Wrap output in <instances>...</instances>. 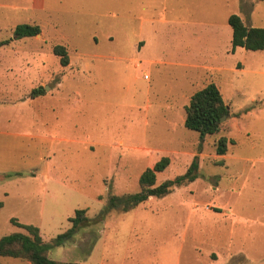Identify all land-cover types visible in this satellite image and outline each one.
Segmentation results:
<instances>
[{
	"label": "rangeland",
	"instance_id": "374dc122",
	"mask_svg": "<svg viewBox=\"0 0 264 264\" xmlns=\"http://www.w3.org/2000/svg\"><path fill=\"white\" fill-rule=\"evenodd\" d=\"M249 1L246 21L264 27V0ZM221 3L0 0V39L20 23L38 24L47 39L28 37L25 60L8 57L17 67L24 60L23 68L8 64L0 80L25 100L11 103L10 94L0 104V237L25 232L13 218L38 226L51 244L75 209L93 218L109 193L137 191L139 175L161 157L169 164L156 183L184 173L196 154V180L125 217L110 211L49 256L78 264H264V48L229 44L223 55L218 44L221 56L197 62L181 52L226 38L232 6ZM47 43L66 46L67 79L61 92L31 100L30 90L48 93L59 79L38 82L37 47L48 52ZM44 62L49 71L59 67L56 57ZM211 81L229 113L218 132L200 139L179 119L190 93ZM222 136L232 140L225 157L215 152ZM0 264L31 263L0 256Z\"/></svg>",
	"mask_w": 264,
	"mask_h": 264
},
{
	"label": "trees",
	"instance_id": "16d2710c",
	"mask_svg": "<svg viewBox=\"0 0 264 264\" xmlns=\"http://www.w3.org/2000/svg\"><path fill=\"white\" fill-rule=\"evenodd\" d=\"M227 20L232 28V50L236 47H244L248 50L264 48V27L248 25L237 14L229 15ZM40 31V26L37 24L20 23L13 28L12 36L14 38L30 37L39 34ZM9 41L3 40L0 45ZM53 52L60 56L62 65L68 64L69 57L64 45H54ZM44 92L43 86H37L30 91V97L35 98ZM228 113V106L219 87L215 83L209 82L191 95L185 106L184 126L198 132L202 139L207 134L218 132L222 124L221 118L227 117ZM228 142H232V140H228L224 136L220 137L216 143V153L225 154ZM168 164L169 158L163 156L153 166L146 167L138 178L139 189L137 191L123 194L109 193L105 197L104 208L93 218L87 216L85 208L75 209L74 215L68 218L71 225L63 232L58 233L52 239L51 244L43 241L38 226L20 223L12 218V221L25 232L19 231L1 236L0 256L26 260L31 264H78L77 262L65 263L52 259L49 256L51 247L64 244L82 227L103 221L112 210L128 212L149 198L164 197L170 194L174 188L190 183L198 177V156L194 155L184 173L156 183L157 173L163 171Z\"/></svg>",
	"mask_w": 264,
	"mask_h": 264
},
{
	"label": "crops",
	"instance_id": "0c3cea01",
	"mask_svg": "<svg viewBox=\"0 0 264 264\" xmlns=\"http://www.w3.org/2000/svg\"><path fill=\"white\" fill-rule=\"evenodd\" d=\"M251 5L253 6L254 4L253 3H251L250 4V1L249 0H222V3H221V6H228V7H231L232 6V8H235V10H233L232 8L231 9H229V11H228V13H227V19H228V17H229V15H231V14H237V15H239L242 19H243V21L246 23V24H248V25H251V26H253L251 23H249L248 21H246V19H245V17H248L249 16V13L250 12H248L249 11V8H252L251 7ZM41 9H43V8H41ZM251 10V9H250ZM0 13H1V8H0ZM2 14V13H1ZM164 22H165V20H164ZM17 25V24H16ZM16 25H14L13 27H12V29H11V31H13V28L16 26ZM38 25V24H37ZM230 27V28H229ZM257 27H262V26H257ZM41 29V28H40ZM222 29H223V33H225V36H226V38H219L217 41H214V37H212V41L210 40V44L208 43V42H205V41H197V40H195V41H197L199 44H197V42L195 43V45L196 46H193V48H191V47H188L187 46V48L185 47V48H183L182 49V54L183 55H186V56H190V58L193 60V61H196L197 62V60H204V59H207V58H212V59H217L219 56H221L222 54H220L219 53V51H220V48L219 47H217L218 46V44L220 45L221 44V51L220 52H223V55L224 54H226L227 52H229V49H228V45L229 44H231V39H232V28H231V26H229V25H225L224 27H222ZM13 33V32H12ZM12 33H11V35L9 36V37H7V38H4V39H0V42L1 41H3V40H10L8 43H6V44H2V45H0V60H1V62H0V80H2L1 79V77L3 76V75H5V73H6V70H8V64H12L13 66H14V71H20V67L21 68H23L22 67V64H23V62H24V60H25V53H20V52H24L25 50H24V48L21 46L23 43H27V42H30L31 40V38H28V37H22V38H14L13 36H12ZM37 35H39L40 36V39H44V41H47V39L46 38H44V35H43V33H42V30L40 31V33L39 34H37ZM31 37V36H30ZM34 37V36H33ZM223 40H225V41H223ZM35 41H36V38H35ZM223 41V42H222ZM205 42V43H204ZM48 44V47H47V51L48 52H46V51H42V49H40L39 47H37V49L41 52V56H39V54L37 53V55H38V57H39V60H45V57L46 56H49V57H51V58H53L54 59V57H56L57 58V60H58V62H59V67L57 68V69H55L54 71L53 70H50L49 71V69H47L46 68V63L44 62V60L43 61H41V68H42V73L40 74V76H39V78H38V82L41 84V85H44L42 82H41V79L42 78H47L48 76H51V75H54V76H57V77H59V79L57 80V82H56V84H55V86L53 87V89L50 91V92H48V93H45V94H42V95H39V96H37V97H35V98H31L30 96V99L31 100H35V99H38V98H42V97H48V96H53L54 95V93H57V92H61V89H62V87L64 86V81L67 79L66 77H65V75L66 74H64V73H66L67 71H66V69L68 68L67 66H68V64L67 65H62L61 63H60V56H58L57 54H55L54 52H53V46L54 45H56V44H51V43H47ZM37 45V44H36ZM51 45H52V47H51ZM60 45H62V44H60ZM194 45V44H193ZM215 45V46H214ZM66 47V46H65ZM66 50H67V48H66ZM231 51V50H230ZM21 54H23V57H21L22 59L24 58V60H23V62H20L19 63V66L17 67V63L14 61V60H12V61H10L9 60V58L10 57H13V55L14 56H17V55H21ZM67 54H68V51H67ZM30 56H32V55H30ZM54 56V57H53ZM4 57H7V61L4 63H2V60H3V58ZM9 57V58H8ZM68 57H69V62L71 63V57L68 55ZM212 59H210V60H212ZM56 61V60H55ZM68 62V63H69ZM45 63V64H44ZM44 64V65H43ZM190 66L191 67H193V68H198L200 65L199 64H197V63H191L190 64ZM202 67H205V65L204 66H202ZM46 69V70H45ZM86 69H88V73H91L90 72V70H89V68H86ZM211 69L212 70H218V67H215V66H212L211 67ZM85 73H86V71H84ZM13 76H14V74H13ZM15 77H16V75H15ZM5 81H2V82H0V104H3V103H10V97H9V95L10 94H12V96H14V97H12L14 100H12V102L11 103H17V102H23V103H25V100H20V99H17V98H19V95H13V93H12V91L10 90L11 89V87L13 86V85H11V84H6V82L4 83ZM212 82V81H211ZM3 83V84H2ZM209 83V82H208ZM214 83V82H213ZM204 86V85H203ZM203 86H201L199 89H201ZM218 86V85H217ZM44 87V86H43ZM46 88L47 87H45V90H46ZM199 89H197V90H199ZM196 89L194 90V91H192L191 93H190V95H189V97H191V95L195 92V91H197ZM31 91V90H30ZM221 92V91H220ZM190 99V98H189ZM224 99V98H223ZM22 103V104H23ZM184 106H186V104H184ZM228 106V105H227ZM183 108V107H182ZM185 110V107H184V109H183V111ZM184 119H185V111H184V115H181V117H180V119H179V121H181L183 124H184ZM232 125H234V123H232ZM2 132V134H4L5 133V135H6V131H1ZM1 134V133H0ZM120 140V139H119ZM216 152V151H215ZM196 155V154H195ZM217 155H219V154H217L216 153V156ZM219 156H223V157H225V156H227V154H223V155H219ZM248 159V158H247ZM248 160H250V159H248ZM259 160H261V159H259ZM262 160H263V158H262ZM264 162V161H263ZM198 168H199V164H198ZM140 176V175H139ZM139 178V177H138ZM196 180V179H195ZM193 182V181H192ZM219 189V187H217V190ZM149 199H152V198H149ZM148 199V200H149ZM147 200V201H148ZM146 201V202H147ZM2 205V204H1ZM140 205H143V203L142 204H140ZM138 207V206H137ZM136 209V208H135ZM131 211V210H130ZM129 212V211H128ZM128 212H125V213H121L122 215H118L120 218L121 217H125V215H128L127 213ZM88 216V215H87ZM89 217V216H88ZM91 218V217H90ZM105 220V219H104ZM103 220V221H104ZM117 220H119V218H117ZM252 237H255L254 235H252ZM220 255H219V253H218V257H219ZM227 258H225L224 259V261L226 260ZM219 260H220V258H219ZM219 263V262H218Z\"/></svg>",
	"mask_w": 264,
	"mask_h": 264
},
{
	"label": "water",
	"instance_id": "95a60500",
	"mask_svg": "<svg viewBox=\"0 0 264 264\" xmlns=\"http://www.w3.org/2000/svg\"><path fill=\"white\" fill-rule=\"evenodd\" d=\"M225 119V116H223L222 118H221V120L223 121Z\"/></svg>",
	"mask_w": 264,
	"mask_h": 264
}]
</instances>
